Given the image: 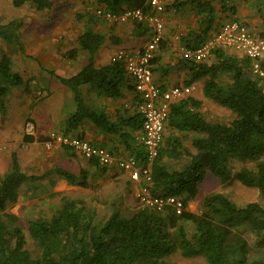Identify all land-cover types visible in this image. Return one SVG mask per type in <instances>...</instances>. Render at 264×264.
Here are the masks:
<instances>
[{
    "label": "trees",
    "instance_id": "trees-1",
    "mask_svg": "<svg viewBox=\"0 0 264 264\" xmlns=\"http://www.w3.org/2000/svg\"><path fill=\"white\" fill-rule=\"evenodd\" d=\"M95 1L96 10L118 13L142 6L147 0ZM26 2L36 5L38 10L53 6L51 0H13L17 7ZM218 2L221 12H237L227 0H172L167 5L183 12L190 4L200 18L197 28L182 37L187 49L201 45L221 19L216 10ZM257 2L263 26L260 35H264V0ZM84 17L78 15L80 20ZM95 20L96 16L90 15L87 26L77 38L78 47L69 52V56L75 57L78 50L83 49L90 54L89 62L78 74L60 78L73 90L77 105L66 120V132L78 127L84 119L92 120L109 132L121 129V124L112 123L106 112L85 104L82 96L81 85L91 84L100 96L121 98L125 96L129 78L123 61L102 67L95 65V54L105 41L102 32L90 27ZM23 24L21 17L0 21V39L19 44L24 50L19 33ZM160 47L164 49L163 40ZM214 56L211 62L188 59L191 74L187 85L203 78L205 97L230 110L233 118L209 120L197 109L201 101L192 97L173 104L166 127L193 131L197 135L191 146L184 145L182 139L172 133L165 135L153 163L149 185L152 194L181 199L184 209L180 214L172 206L159 211L138 203L131 215L116 208L100 223L95 220L97 208L89 207L84 199L65 196L59 204L49 207L45 215L28 220V231L35 246L30 248L19 223L20 216L7 209L19 201L25 183L38 182L48 173L28 175L14 155L8 170L0 177V264H170L169 258L176 252L187 257H204L208 264H264V86L261 83L264 58L258 61L259 74H253L251 58L230 55L224 49L214 50ZM156 60L155 56L153 63ZM12 66L11 57L3 54L0 57V109L5 108L9 90L24 84L23 77L14 72ZM223 73H228L229 81L220 79ZM134 120L136 124H130L132 130H139L142 119L134 117ZM126 134V137L136 138ZM24 139L33 141L35 137L25 135ZM136 157L143 161L145 153L138 151ZM176 161L181 164L175 167L172 163ZM253 161L257 163L255 168L244 165ZM105 168L102 166L101 170ZM57 173L70 183L88 186L62 168L57 169ZM209 174L216 176L224 186L239 182L255 189L260 198L239 205L228 192L216 191L206 195L201 208L194 211L190 203L198 197L200 184ZM248 232L256 237L253 244Z\"/></svg>",
    "mask_w": 264,
    "mask_h": 264
},
{
    "label": "crops",
    "instance_id": "crops-1",
    "mask_svg": "<svg viewBox=\"0 0 264 264\" xmlns=\"http://www.w3.org/2000/svg\"><path fill=\"white\" fill-rule=\"evenodd\" d=\"M171 1L172 0H166V10L164 12V49H161V47L158 49L156 52L157 60L153 63L154 78L162 90L169 89L176 85H187V81H190L191 68L187 62L189 58L186 55L187 48L183 45L182 37L189 33V31L197 28L198 21H200L199 16H197L190 4L183 9V12H178V14L181 13L179 14L181 15L180 19L176 17L175 14L177 11L175 8H167V5H170ZM86 9L90 10V7L86 6ZM216 10L219 13L217 4ZM93 14L96 16V20L90 27L105 35V41L95 54L94 62L97 67L109 65L115 61H123L125 64L124 58L115 61L113 59L119 55L132 53L136 49L141 48L151 38L152 30L147 22H137L135 20L113 22L105 16L98 14L96 8L93 10ZM220 20L221 19L218 20V23H216L211 33L218 30L224 22ZM139 23H141L142 26H138L137 24ZM84 26H87L86 22H84L82 30ZM21 28L19 33L21 32ZM146 28H148V31H146ZM77 38L60 56L55 53L54 47H52L53 50L51 52L50 47H47L49 52L47 55H44L45 49L40 51V49L33 48L32 55L30 54L31 57H27L30 58V60H26V63L23 61L21 62V65L27 64L33 72H35L33 74H38L35 77L43 76L44 79L42 78V83L44 82L46 85L47 82L49 84V86H46L47 88L39 86L44 87L41 89L48 92L46 98H42L43 96L39 94V92L33 95L32 105L38 108H36L37 110H33V114L30 116L31 119L29 120H32L37 128V134L34 135L35 139L33 141H26L22 129L18 131L17 129L9 128L8 124L0 125L2 128L0 143L1 146L5 148V150L0 152V169H2L0 171H4L5 173L11 165L13 156L16 155L22 170L28 175L41 176L48 173V176L38 181H43L40 188L36 190L38 187L37 185L30 188V192L35 189L36 191L34 193L38 195L35 196L34 194L28 193L27 195L19 197V202L21 201L22 204H27L30 202L29 200L32 202L38 198H42L43 201L46 200V202L51 201L54 198L52 197L53 195H58L59 202H61L62 197L65 196L82 199L81 194L84 195L85 192L87 193L90 190L96 191L95 195L96 193L101 194L100 198L94 199L95 204L92 202L90 205L87 203L88 201L84 199L89 207L96 208L99 202H103L102 200L107 201L109 205L110 201L113 202L114 199L118 197L125 198L129 193L137 196L138 193L140 182L133 179L129 171L120 168L118 165V162L123 159L131 157L138 159L136 157L138 151L145 153V149L140 142L141 128L134 131L130 125L131 123L136 124L134 117H138L141 120V115L138 112V105L140 102L139 93L135 89L134 79L131 75H129L128 82L124 88L125 96L117 99L100 96L91 84L81 85L85 104L97 111L106 112L112 123H120L121 129L118 132L104 130L90 119L82 120L78 127L74 128L71 132H66V120L75 112L73 106H76V101L73 90L64 84L60 78H70L78 74L90 59V54L83 49H79L75 57L69 56V52L78 47ZM224 50L230 55L243 57V55L236 53V51H232L233 49ZM39 58H41V60ZM214 59L215 56L213 52L211 57L205 61L211 62ZM46 62L47 66H49L48 69L43 67V63L46 64ZM23 69L24 68L20 66V70L16 71L20 73L22 77L23 75L21 72ZM43 70L46 71L44 72ZM31 77H33V75ZM39 84H41V82H39ZM190 86L193 87L192 92L187 97L173 104L187 99L188 97H192L201 101V107L197 109L204 112V110H206L204 105L207 97H205L203 91V78L195 80ZM52 93H57L54 98H50L53 97ZM42 99H49L48 104L42 106H40V104L38 105V102ZM129 119L131 122H129ZM122 121H124V123H122ZM140 123L142 126V122ZM51 131L76 135L95 145L106 147L113 152L114 159L112 163L106 166L105 170L102 171V165L96 161V158H88L68 146L55 144L52 148H47L43 142L46 138L45 135ZM121 133H124V136H122ZM126 133H130L131 137H136V141L135 139L126 137ZM170 133L180 137L183 144L186 146H191L193 138L197 135V133L193 131H182L172 127H166L165 135L168 136ZM41 136L44 137L43 140L40 139ZM138 160L142 161V159ZM59 168L71 172L76 177L77 181L87 182L88 186L85 187L70 183L66 177L60 176V174L57 173V169ZM32 182L34 183V181H28L27 183L31 184ZM47 187H49L50 190H48ZM105 192H107V196L103 198ZM21 197L22 199H20ZM24 204L22 206H24ZM51 206L52 205L49 204V207Z\"/></svg>",
    "mask_w": 264,
    "mask_h": 264
},
{
    "label": "rangeland",
    "instance_id": "rangeland-1",
    "mask_svg": "<svg viewBox=\"0 0 264 264\" xmlns=\"http://www.w3.org/2000/svg\"><path fill=\"white\" fill-rule=\"evenodd\" d=\"M53 2V6L50 9L38 10L36 5L26 2L22 6H15L13 4V0H0V21L7 22L13 18L21 17L24 20V25L21 28L20 32V43L24 47V50L21 49V46L16 43H9L2 39H0V57L3 54H8L13 62V71L16 72L20 70V66L23 67V71L21 72L24 79V84L21 86L12 87L7 95V100L5 101V108L0 109V125L8 124V127L11 129H17L18 131L22 129V133L24 132L25 123L31 119V115L33 114V110H37L36 106L33 104V95L41 94L43 97H47L46 91L42 90L49 84L46 82L42 83V78L39 76L35 77L38 74H33V70L27 65H21V62H25L26 60H30L32 55L33 48L45 49L44 55H47L48 49L50 47V52L54 47L55 53L60 56L62 53L66 51V49L72 44L77 36L82 31V26L84 22L87 23L89 21L90 15L93 14V10L96 8L95 0H51ZM229 4L234 6L237 9V12L233 14L232 12H221V3H216L219 9V13L221 15L222 21L226 20H239L246 23L253 33L260 34L263 26H262V17L258 13V2L257 0H227ZM86 6L90 7V10L86 9ZM88 10V11H87ZM87 11V12H86ZM85 15V17L80 20L78 15ZM181 14V13H179ZM178 12L175 14L176 17L180 16ZM99 22V20H98ZM97 22V23H98ZM91 25V24H90ZM18 41V40H17ZM234 51V50H232ZM235 52V51H234ZM242 58V56H240ZM264 58V57H263ZM41 60V58H39ZM29 63V62H27ZM254 63V62H253ZM43 67L49 68L46 64L43 63ZM44 72L46 70H43ZM37 73V72H36ZM42 73V72H41ZM253 74H259L258 70L253 65ZM33 75V77H31ZM220 79L223 81H229L230 77L228 73H223L220 76ZM41 82V84H39ZM37 83V84H36ZM261 83L264 86V76L261 80ZM39 84V85H38ZM44 86V87H39ZM47 88V87H46ZM42 90V91H40ZM52 93L54 98L55 95ZM36 99V98H35ZM40 101V100H39ZM49 99H42L38 102V105H47ZM37 105V106H38ZM77 105L73 106L74 111H76ZM206 110L204 113L209 120L212 121H227L233 118V114L227 108L222 107L218 103L212 100H205ZM5 150L4 147L1 146L0 143V152ZM264 159V156H263ZM181 163L173 162L172 165L179 166ZM256 162H248L244 164L245 166H250L255 168ZM242 166V165H241ZM2 170V169H0ZM4 174V171H0V177ZM46 182V181H45ZM43 184V181L40 182H32L24 184L21 187L22 195H27L28 193L38 195L34 193L40 186ZM37 185L36 190L34 189L30 192V188ZM50 190L49 187H47ZM216 191H224L228 192L230 197L236 201L239 205H245L249 201L258 200L259 195L255 189L247 188L242 186L239 182H235L230 186H224L221 184L219 179L209 174L205 180L200 184V192L198 197L190 203V209L197 211L202 206L203 198ZM96 192V191H95ZM94 191L85 192L84 195L81 194V198L88 201L87 203L91 205L95 204L94 199L100 198L101 194L96 193ZM107 192L103 194V198H105ZM51 196V195H50ZM58 195H53L54 197L51 201H43L42 198H38L31 202L29 200L27 204L21 203V201L13 205L8 206V211L14 212L20 216L19 223L23 226L24 232L28 239V247L35 248L34 242L30 236L28 231V220L31 217H38L40 215H45L48 213L49 204L56 206L59 204L57 197ZM118 197V196H117ZM22 199V197L20 198ZM103 202H99L97 205V215L96 222H102L104 219L108 218L111 212H113L116 208H119L122 213L125 215H131L136 206L139 203L138 197L136 195L127 194L124 197H118L114 199V201H110L108 205L107 201L102 200ZM49 202V203H48ZM48 203V205H47ZM108 205V206H107ZM249 236H251L250 242L253 244L254 239L256 238L252 232H248ZM254 254V253H253ZM170 264H208V262L204 259V257H187L184 256L181 252H176L172 254L169 258Z\"/></svg>",
    "mask_w": 264,
    "mask_h": 264
},
{
    "label": "built area",
    "instance_id": "built-area-1",
    "mask_svg": "<svg viewBox=\"0 0 264 264\" xmlns=\"http://www.w3.org/2000/svg\"><path fill=\"white\" fill-rule=\"evenodd\" d=\"M146 6H150L147 10ZM166 0H147L142 6L127 8L118 13L98 8L96 12L110 21L135 20L147 22L152 35L141 48L130 54L119 55L113 60L125 59L126 69L134 79L140 102L138 112L141 115L142 127L140 142L145 149V160L133 157L118 162L120 168L129 171L131 177L140 182L137 197L142 206L162 211L168 206L180 214L184 209L181 199L176 196H155L150 189L153 174V163L157 159L166 134V125L174 102L187 97L193 90L190 85H176L162 90L155 81L153 59L160 48L165 34ZM216 49H233L245 57L251 58L255 68L259 69L258 61L264 57V35L255 34L250 27L239 20H226L218 30L195 49H186L188 58L200 62L208 60ZM263 74V72H261ZM2 128L0 126V134ZM25 135H36L37 128L32 120L24 125ZM43 144L52 148L55 144L68 146L88 158H96L102 166H109L113 161V152L103 146L95 145L76 135L51 131L45 135Z\"/></svg>",
    "mask_w": 264,
    "mask_h": 264
}]
</instances>
